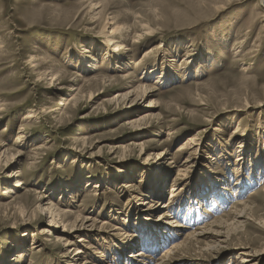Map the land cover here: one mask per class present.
Masks as SVG:
<instances>
[{"label": "rangeland", "instance_id": "rangeland-1", "mask_svg": "<svg viewBox=\"0 0 264 264\" xmlns=\"http://www.w3.org/2000/svg\"><path fill=\"white\" fill-rule=\"evenodd\" d=\"M88 2L101 5L102 14L93 20ZM108 17L131 37L141 27L151 31L125 58L124 68L104 59L98 34ZM145 51L150 54L137 64ZM47 71L55 76L52 86L50 77H40ZM139 84L153 91L134 104L128 93ZM149 102L158 106L151 110ZM30 109L43 113L27 126L22 119ZM147 113L153 119L133 125ZM168 129L173 136L164 135ZM163 150L168 155L157 162ZM0 153V264H69L81 234L67 247L42 235L48 219L37 206L44 208L45 201L70 213L71 220L96 221L82 237L91 253L77 264L123 263L122 233L150 245L145 236L153 233L139 223L155 227L158 235L170 230L160 216L169 203L171 218L183 227L155 251L141 246L149 256L144 260L153 264L187 232L209 223L222 238H196L197 246L191 241L161 264H189L184 260L194 257L205 259L195 264H234L241 258L237 247L261 253L253 264H264L260 0H0ZM183 165L185 173L177 175ZM16 172L18 177L11 176ZM18 180L24 186L14 188ZM212 188L224 196H210L217 202L199 206L194 198L209 196ZM239 202L246 209L235 221L230 210L239 209ZM100 223L107 225L98 232ZM133 246L125 254L141 250Z\"/></svg>", "mask_w": 264, "mask_h": 264}, {"label": "bare ground", "instance_id": "bare-ground-1", "mask_svg": "<svg viewBox=\"0 0 264 264\" xmlns=\"http://www.w3.org/2000/svg\"><path fill=\"white\" fill-rule=\"evenodd\" d=\"M88 4H89L88 5L89 6V9L95 11L94 14H93V18H92V20H93L94 17L98 16L101 13V10H100L101 9V5H99L97 3H93V2H88ZM260 4H261V7L264 9V0H260ZM96 10H99V11L97 12ZM102 24L103 25L99 29L100 32H99L98 35L100 37L99 39L102 40L105 43L104 45L106 46V51H105L106 53H105L104 59L105 60L106 59H109V61L111 60V62H113V64H115L116 68H117V64L121 65L122 68H124L125 65H126L125 64V58L129 56V53L132 52V50L135 47V45L139 44L140 41L145 40V37L146 36H149L150 33H151V31L148 30L147 28L141 27L140 28V32L139 33H136L134 36L131 37L130 30L127 29V28H124L121 24L117 23V21L115 20V18H112V17L111 18L108 17L107 19H105L102 22ZM127 43H129V45ZM83 52L84 53H87L84 50H83ZM149 54H150V52L145 51L144 52V55H143V59L141 61H139L137 64H140V63L144 62V59L147 58ZM185 57H187V56L185 55ZM112 58H114L115 60H113ZM30 60H31V62H34V58L33 57H31ZM35 61L37 63H39L41 61V59L38 58ZM92 62H94V61H92ZM40 65L41 64H36V65H33L32 67L39 68ZM87 66H88L89 69H94L93 68V65H90L89 64ZM166 68H168V66H166ZM150 73H152V72H150ZM142 75H144V71H143V74ZM40 77L41 78L42 77L43 78H47V77L49 78L50 77V83L48 84L50 86H52V82L55 80V76L50 71H47L44 74H40ZM157 82L155 84H157ZM50 86H48V87H50ZM67 91H72L73 92L74 89L73 88H68ZM151 91H153V89H149L148 90V88H146L143 85H140L139 84L137 87H135L133 89V91H131V92L128 93V97L129 96H134L135 97V100H133V102L134 101H142ZM149 103L150 104L149 105L147 104L148 105L147 107L149 109H151V110H152V108H156L158 106V105H156L157 102L156 103L149 102ZM134 104H135V102H134ZM42 113H43V111H39L38 109H30L23 116L22 121L27 126L28 125H31L35 121L39 120V118H41V114ZM146 117L147 118L149 117V119H153L151 117V115H149L147 113L146 115L144 114L141 118H139V120L134 121L133 122V125L138 124V125H136V127H138L139 125H141L143 123L144 120H146ZM149 119H147V120H149ZM145 124L147 125V123H145ZM130 125H132V124H130ZM22 129H23V127L21 128V131H23ZM173 133L174 132L172 130L168 129V131L165 132L164 135H166L168 137H171V136H173ZM22 134H19V136L17 138L18 141H20L21 139L24 138ZM86 140H87L86 138H82L80 140V142L86 144ZM149 142L150 143H155V140L153 139V140H150ZM161 144L162 143H160L159 145H161ZM137 147L141 151H144L146 149L145 146H144V144H139V145H137ZM3 154H5V153H3ZM167 155H168L167 154V150H163L162 152L158 153L157 154V159H156L157 162L160 161V160H163L165 158V156H167ZM0 156H3L2 153H0ZM11 159H12V157H11ZM186 161L187 162L189 161V157L186 159ZM185 163L186 162H184V165H185ZM172 164L173 163L170 162L168 165H171L172 166ZM184 165L181 166V168H183V170H179V171L177 170V175L178 174H184L185 173V171H184L185 166ZM4 166L5 165H3V167ZM17 174H18V172L14 173V174H11V176L18 177ZM13 185H14L13 186L14 188H21L22 186H24V184L20 180L14 182ZM92 187H93V189H95V191L98 188L97 186H92ZM213 188L209 190V192H208L209 193V196L208 195H204V192H202V194H199L200 198H198L196 196L194 198L195 202L199 206H201V205H207L205 203H212V202L213 203H216L217 201H209L208 200V197L214 196V198H217V199L218 198H222V196H224V195L221 194V191L222 192H224V191L222 189H219V188H217V189H213ZM11 189H12L11 187L10 188H7L6 191L7 192H11L12 191ZM171 190H172L171 191L172 193H174L176 191L174 189H171ZM94 195H97V194L94 193ZM253 195H254V193H251L250 194V196H253ZM172 198H173V196H172ZM42 200L43 199H41V202H42ZM45 202H46L45 204L42 202V204H44L45 206H43L41 204L44 208L39 207V204L37 206V208L39 210L42 209V211L46 212L47 219H48L47 220V223H46V228H44V230L42 232V235H47V236H50V237H51V235L52 236H55V238H57L56 239L57 243L62 242V241L63 242L66 241L64 247H67V246H69L68 244L71 243L68 240H70L71 238H73L75 235L81 234V238H79V241L77 242L79 248L76 249L75 253L72 254L71 256H69V258H68V261H69L68 263L69 264L71 262H72V264L73 263L74 264H77L76 263L77 261L83 260L84 257H86V255L88 253L89 254L91 253V252H87V251H85L83 249V244L84 243H87V242L85 240H83L82 237H83V235L84 236H87L85 234H89L91 231H93V227L96 224V221L95 220H92L91 218L89 219V218H83V217H79V216H76L74 218V220H71V217H69L70 216V213L53 209L52 207H50V204L47 201H45ZM144 203H141V205H143ZM169 205H170V203H169ZM169 205H167V204L166 205H162V210H161L160 216L162 218H164L165 220H167V225L170 226V228H171L170 230L169 229H167L166 231H163L165 229L160 230L161 233L159 234L160 235L159 236L158 233L157 232L155 233V231H154L156 229L155 227H151V226L145 225V223L143 225L140 222L139 224H140V227L142 228V230H145L146 227H147L146 229H148V228L151 229V230L148 229V234L149 233L150 234L153 233L152 236L150 238H149L148 235H147L148 237L145 236V238H146L145 241L146 242L149 241L151 244L148 245V246H146V244L145 245L143 244L144 245L143 246L142 245L143 242H141V243H139L140 244V246H139L138 242H136V243L132 242V239H131L132 236H126L127 235L126 232H123L122 233L123 238H124V240L126 239V242L123 245L124 246L126 245V248L123 247L122 244H121L120 245L121 246L120 247V250H122V252L123 251L127 252L126 250L129 249L130 252H131L132 250H134V248H133L134 246L133 245H135L136 247L138 246L139 248H141V246H143V248L146 246V247H148V251L151 250V249L155 251V249H157L158 247H160L162 245L161 241H164L165 238L167 239L169 235L172 234V236H174V234H176V232L181 231L183 225H182V223L180 222V220L177 217L171 218L172 217V214H173L171 212L173 210H172V207L169 206ZM209 205H211V204H209ZM238 205L241 206L240 207L241 209L239 208V209H232V210H230V212L232 214V217H233V219L235 221H236V219H243V214L242 213L246 209L245 204L239 202ZM36 212H38V211H36ZM24 213H25V211H24L23 208H21L19 210V212H18V214H20L21 216H23ZM244 218H246V217L244 216ZM139 220L142 221V222L147 221L144 217H140ZM106 225H107L106 223H100V227L99 228H101V229H99L98 232L99 231H102V229H104L103 227L106 226ZM152 229H154V230H152ZM82 233H84V234H82ZM208 235L213 236L216 239V241L219 240L220 238H222L220 236L221 234L218 233L217 231H211L210 224L209 223L208 224H205L204 226H202L198 230H195V231H192V232H187L185 234V238H184V240L182 242L175 243V244L174 243L171 244V246H169V248L167 250H165V252L163 253V255L159 259L154 260V263L153 264H159V263L161 264L162 262H164L166 260H170L171 257L175 256L178 251L183 250L185 248H188V246H190L189 242H191V241L195 242V246H197V244L199 243V239H196V238H204V237H206ZM172 236H171V238H172ZM91 248L94 249V247H92V246H91ZM237 248L240 249V250H242V251L237 252L235 255L238 256V257H241V258L240 259H234L233 260L234 264H253L254 259L258 255L261 254V253H258L257 251L251 250L248 247H237ZM120 250H118V251H120ZM144 250H145V248H144ZM262 251H264V250H262ZM125 252L123 254L122 253L120 254V257L123 255L124 262L123 263H119V264H150L151 263V262H149L147 260H144V259H146L149 256H148V254L145 256L146 251H142V248H141L140 251L136 252L135 254L132 253V255L131 254L128 255V253L125 254ZM195 252H196L195 254H200L197 251H195ZM65 257H67V256H65ZM98 258H100L101 261H104V257H103V255L101 253H99ZM148 259L150 261H152L151 260L152 259L151 257L148 258ZM197 260L205 261L204 258L194 257L192 259L184 260V262H186V263L189 262V264L190 263L191 264H195V262ZM99 263H101V262H99ZM81 264H91V263H89V261H87V259H85ZM92 264H94V263H92ZM106 264H111V263H106ZM113 264H115V263H113Z\"/></svg>", "mask_w": 264, "mask_h": 264}]
</instances>
